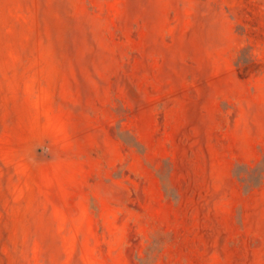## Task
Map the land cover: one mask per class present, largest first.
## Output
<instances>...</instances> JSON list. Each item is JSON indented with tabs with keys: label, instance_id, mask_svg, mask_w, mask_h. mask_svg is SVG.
I'll return each instance as SVG.
<instances>
[{
	"label": "rangeland",
	"instance_id": "1",
	"mask_svg": "<svg viewBox=\"0 0 264 264\" xmlns=\"http://www.w3.org/2000/svg\"><path fill=\"white\" fill-rule=\"evenodd\" d=\"M264 0H0V264H264Z\"/></svg>",
	"mask_w": 264,
	"mask_h": 264
},
{
	"label": "trees",
	"instance_id": "2",
	"mask_svg": "<svg viewBox=\"0 0 264 264\" xmlns=\"http://www.w3.org/2000/svg\"><path fill=\"white\" fill-rule=\"evenodd\" d=\"M257 169L260 171V178H259L260 180L264 174V165L262 166V162L257 166Z\"/></svg>",
	"mask_w": 264,
	"mask_h": 264
}]
</instances>
